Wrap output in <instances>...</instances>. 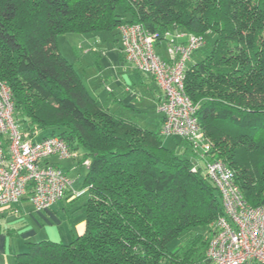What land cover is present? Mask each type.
I'll return each instance as SVG.
<instances>
[{
	"label": "trees",
	"instance_id": "obj_1",
	"mask_svg": "<svg viewBox=\"0 0 264 264\" xmlns=\"http://www.w3.org/2000/svg\"><path fill=\"white\" fill-rule=\"evenodd\" d=\"M123 24L208 39L209 52L185 79L211 145L207 160L221 159L248 203L264 205V0H0V83L12 91L18 126L38 128L37 139L59 136L90 161L85 232L70 243H28L15 264L205 258V231L223 215L206 167L192 172L194 161L168 149L158 132L105 109L58 49L62 33L118 39ZM185 236L186 244L170 249Z\"/></svg>",
	"mask_w": 264,
	"mask_h": 264
},
{
	"label": "built area",
	"instance_id": "obj_2",
	"mask_svg": "<svg viewBox=\"0 0 264 264\" xmlns=\"http://www.w3.org/2000/svg\"><path fill=\"white\" fill-rule=\"evenodd\" d=\"M124 60L140 73L151 75L162 97L159 135L187 141L206 173L219 190L223 215L213 224L202 264H264V205L251 206L235 181V174L221 159L208 161L211 151L198 119L199 104L185 89L186 63L204 45V38L188 32L152 34L141 24L117 28ZM164 38V39H163ZM162 51L166 56H163ZM15 102L9 86L0 83V208H9L28 198L37 212L51 209L68 190L80 195L60 167L48 160H76L79 154L59 136L35 138L38 131L21 130L15 120ZM89 168L90 161L84 160ZM200 165L195 162L192 172Z\"/></svg>",
	"mask_w": 264,
	"mask_h": 264
},
{
	"label": "crops",
	"instance_id": "obj_3",
	"mask_svg": "<svg viewBox=\"0 0 264 264\" xmlns=\"http://www.w3.org/2000/svg\"><path fill=\"white\" fill-rule=\"evenodd\" d=\"M99 34L100 33L90 34L95 36V38L93 40L88 39V41L90 42L89 49L85 51L86 56H84L83 59V66L88 67L91 72L87 74V72L84 71L85 75L83 76L79 72L77 73L82 78L88 91L93 90L94 93H91L92 96L97 98L101 102L103 107L105 103L108 105L111 104V107L109 105L107 108L104 107L105 109H108L113 114L118 115L122 118H124L122 115H124L125 112H129L138 119L139 116L136 115L146 111V108L143 106L145 105L143 103V100H141L142 95L137 90L139 86L135 85V77L138 79V81H140V86H144L147 80H152L157 86L158 84L151 75L138 72L133 64L124 60L117 38L113 40L114 43L105 42L104 44H101L97 38V35ZM90 53H96V56L87 57V55H89ZM162 54L163 56H166L165 52L163 51ZM129 64H131L133 68L129 66ZM134 71H137L142 75V80L135 75ZM108 72L109 75L105 76ZM99 85L102 87V89H105L106 92L109 93V98L107 96L104 97L101 93H98L99 91H96V88ZM158 91L159 103V100L162 97V92L160 88ZM124 116V119L131 121H133V119L135 118L126 117V115ZM161 119L158 122L159 128ZM136 123L140 125L138 122ZM41 136L42 134L41 132H39L37 133L35 138H40ZM187 147L192 150V156L188 158L199 163L201 167H204L205 161L200 160L199 156L194 153L192 147L184 141V145L182 147L183 151L188 149ZM77 152L79 154V157L82 158V162L81 160H79V157L76 160H60L56 157H52L48 160V162L60 167L66 172L67 176L73 182V189L76 191H80V195L74 196L71 189H69L67 194L61 201L57 202L51 209L42 212H37L30 204L28 198H24L18 204L13 205L9 208H0V264H15L16 256L27 251V244L36 242V238H42L41 241H52L50 239V236L47 237V235L49 234L47 232L48 229L56 232L55 234H57V232L60 233L62 229V231H67L66 234L72 235V238L80 236L85 232L86 215H84V219H82L79 223H77L75 220H72L71 222L70 220H68L70 223V228L69 230H67L66 219H69V216L64 207V200H66V202L69 204L74 203L78 200V198L83 197L87 194V190L83 189V182L88 173V167L83 163L84 152L82 153L80 149H78ZM81 166L86 167L83 178V173L81 174L80 171ZM85 203L86 201L83 202V206L79 207L80 209H83L84 213ZM72 222L74 223V225ZM15 223H19V228L21 229V231L25 230V233H23L19 237L15 235L16 233H18L14 226ZM2 224H5V226H3ZM31 224L34 226L33 228H42L41 233L35 232Z\"/></svg>",
	"mask_w": 264,
	"mask_h": 264
},
{
	"label": "rangeland",
	"instance_id": "obj_4",
	"mask_svg": "<svg viewBox=\"0 0 264 264\" xmlns=\"http://www.w3.org/2000/svg\"><path fill=\"white\" fill-rule=\"evenodd\" d=\"M90 34H95V33H90ZM90 34L87 35V34H78V33H62L57 38V45H58V49H59L60 53L74 66L75 70L77 72H79L82 76L85 75L84 71H86L87 74H89L91 72V70H89L88 67L83 66L84 65L83 59H84V56H86L85 51L89 49V44H90L88 39L93 40L95 38V36L90 35ZM97 38L101 44H104L105 42L114 43L113 40H115L117 37H116L115 33H108L107 32V33H100L99 35H97ZM211 42L212 41H210V43ZM209 48H210V45H209L208 39H207V43L205 45H203L201 49L197 50L194 53L191 61L186 63V67L190 68L195 63L200 62L203 59V57L209 52ZM88 56H91V57L96 56V53H90L89 55H87V57ZM129 66H131L133 68V66L131 64H129ZM131 70H133V69H131ZM134 72H135V75L142 80V78H143L142 75L139 74L137 71H134ZM107 75H109V72L106 73L105 76H107ZM135 79H136L135 85L139 86L137 88V90L142 95L141 100H143V103L145 104L143 106L146 108V111L136 115V116H139L138 119H137V117H135L133 114H131L129 112H125L124 115H126V117H135L133 119V121L138 122L145 129H148V130H151L154 132H158V130H159L158 122L161 119V114L158 112V109H157L158 108V95H159L158 90H159V88L155 84V82H153L152 80H147L144 86H142V85L140 86L139 85L140 81H138V79L136 77H135ZM89 91H90V94L94 93L93 90H89ZM96 91L97 92L99 91L98 93H101L104 97L107 96L109 98V93H107L105 89H102V87L100 85L97 86ZM109 105L111 107V104H109ZM109 105L105 103L104 107L107 108ZM124 115H122V116L125 118ZM35 131H38V133L41 132L38 128H36L34 130V132ZM205 137H206V135H205ZM163 141H164V144L166 145V147L168 149L175 151L177 154L182 155L185 158L192 156V150L191 149H189L188 147H187L188 149H186L185 151H183V149H182L185 140H183L181 138H163ZM80 150L82 153L84 152L83 148H80ZM79 160H81V162H82L81 157H79ZM195 162L196 161H194V163ZM67 163H69V162H67ZM64 164H65V162H64ZM85 169H86L85 166L80 167L81 174L83 173L82 178L85 174ZM86 198H87V194L84 195L83 197L78 198V200L75 201L74 203H70V204L67 203L66 200H64L65 211L68 212V216H69V219H66L67 230H69V228H70V226H69L70 223L68 220H70V222L72 220H75L77 223H79L82 219H84L85 213H84L83 209H80L79 207L83 206V202L86 201ZM28 213H30V212H28ZM29 220H31V219H29ZM216 220L212 221L209 225V229H206L207 231H205L206 233H208V230L211 229V231L208 233L209 234V240L212 236L213 224L215 223ZM2 225L5 226V224H2ZM73 225H74V223H73ZM14 226H15V229L18 231V233L15 234L17 237H19L20 235L25 233V230L21 231V229L19 228V223H15ZM31 226H32V228L34 227L32 224H31ZM33 229L37 233H41V231H42V228L39 229L38 227L33 228ZM47 232L49 233L47 235V237L50 236V239L52 241H55V242L70 243L73 240L72 235L66 234L67 231H62V229H61L60 233L57 232V234H55L56 232H54L53 230H50V229H48ZM195 234L196 233H194L192 235V237H194ZM41 239L36 238V242L41 241ZM188 240H189V238L187 236H185L181 239H178L170 245V249L174 250L177 247L186 244ZM209 240L207 241L206 249H207ZM9 242H10V240H9Z\"/></svg>",
	"mask_w": 264,
	"mask_h": 264
}]
</instances>
